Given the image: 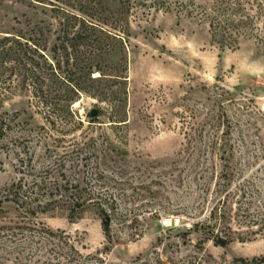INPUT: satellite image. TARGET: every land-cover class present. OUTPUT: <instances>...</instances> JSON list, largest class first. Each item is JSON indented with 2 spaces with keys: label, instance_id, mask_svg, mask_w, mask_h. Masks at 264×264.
Returning a JSON list of instances; mask_svg holds the SVG:
<instances>
[{
  "label": "rangeland",
  "instance_id": "rangeland-1",
  "mask_svg": "<svg viewBox=\"0 0 264 264\" xmlns=\"http://www.w3.org/2000/svg\"><path fill=\"white\" fill-rule=\"evenodd\" d=\"M48 1L0 0V38L43 27L46 55L74 77L86 46L68 44L65 56ZM134 2L129 26L106 28L124 40L109 39L95 60L99 99L43 108L13 64L1 73L0 264L264 256V8L254 33L228 47L212 39L209 0ZM43 182L72 194L79 185L86 205L26 214L16 186ZM95 202L113 203L109 235Z\"/></svg>",
  "mask_w": 264,
  "mask_h": 264
},
{
  "label": "trees",
  "instance_id": "trees-1",
  "mask_svg": "<svg viewBox=\"0 0 264 264\" xmlns=\"http://www.w3.org/2000/svg\"><path fill=\"white\" fill-rule=\"evenodd\" d=\"M48 2L52 6V12L58 14L57 17L60 19L64 36L59 35L57 40H63L65 56L68 59L72 57L68 44L72 47H76L77 43L85 44L84 65L79 71L76 70L74 77L69 73L65 74L60 60L54 56V61H51L45 53L49 50L45 29L34 25L0 38V79L3 77L1 73L7 68L6 66L13 64L10 68L18 70L23 80L33 86V96L43 108L53 110L57 106L58 99H63L68 107L72 108L82 94L99 97V94L91 89L105 82L106 78L98 66L99 63L95 64V60L101 59L104 54H109L110 50L106 49L109 39L124 40L123 36L112 33L106 28L118 29L120 32L119 29L129 26V18L134 12L135 2L134 0H49ZM263 3L262 0H212V2L209 0L210 12L205 11V17L209 21L212 39L222 46L232 47L242 36H251L256 28V18L262 16ZM254 10L257 11V15L252 14ZM79 28H82V31H77ZM51 51L56 54L58 46H54ZM96 72L100 73L98 77H94ZM57 90L60 92L56 93ZM90 117L96 120L99 117L98 111L97 116L93 117L90 113ZM0 125L1 130V121ZM62 178H65L64 174ZM44 183H35L33 187L25 190L22 183L16 186L19 194L14 193L18 197L21 196V207L25 209L26 214L35 215L63 207L73 211L82 210L86 205L87 200L81 199V196L80 198L75 196L83 191L79 185H76V194H72L70 192L72 187L69 188V184L55 183L51 186ZM69 193L74 196V199L70 201L61 202L55 198L56 196L67 197ZM44 195L52 198L43 201L41 198ZM94 206L100 210L104 230L109 235L114 213L113 203L108 205L95 202ZM220 245L224 246L226 243L222 241ZM154 254V260L140 256L137 262H140L139 264H176V261L166 254L162 255L159 252ZM179 264H201V262L193 258L182 260ZM233 264H264V256L252 260L239 258Z\"/></svg>",
  "mask_w": 264,
  "mask_h": 264
},
{
  "label": "water",
  "instance_id": "water-1",
  "mask_svg": "<svg viewBox=\"0 0 264 264\" xmlns=\"http://www.w3.org/2000/svg\"><path fill=\"white\" fill-rule=\"evenodd\" d=\"M91 115H92L93 117L97 116V111H96V110H92Z\"/></svg>",
  "mask_w": 264,
  "mask_h": 264
}]
</instances>
